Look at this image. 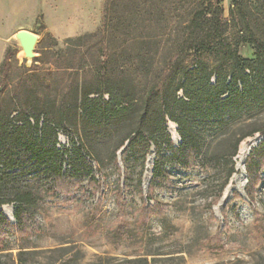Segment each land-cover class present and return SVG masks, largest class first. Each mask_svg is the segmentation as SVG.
Segmentation results:
<instances>
[{
  "label": "rangeland",
  "instance_id": "rangeland-1",
  "mask_svg": "<svg viewBox=\"0 0 264 264\" xmlns=\"http://www.w3.org/2000/svg\"><path fill=\"white\" fill-rule=\"evenodd\" d=\"M197 2L0 0V66L6 52H11L2 111L9 113L18 107L54 119L65 110L58 148H70L71 141L83 144L88 151L86 160L98 168L101 182L92 190L86 181L78 188H63L58 196H49L43 206L32 210L33 230L25 233L23 240L27 250L34 251L26 256L27 264H51L62 253L52 251L58 247L66 248L65 264H133L130 260L146 253H160L155 264H245L256 254L264 256V161L250 197L244 167L248 155L238 169L236 154L232 158L236 171L220 198L213 201L235 139L250 129L264 128V102L231 119L197 117L202 143L198 161L188 170L167 162L169 183L154 189L153 199L147 197L154 146L149 141L148 152L145 140L157 135L155 123L162 100L173 101L182 95L178 84L185 56H179L171 67L162 89L153 96L148 90L165 73ZM216 2L228 19L223 31L236 56L256 66L259 55L264 65V0H240L233 18V0ZM14 6L18 9L12 15ZM12 19L16 23L10 27ZM22 29L37 35L35 63L48 75L25 94L15 96L17 79L24 67L33 63V58L20 56L15 34ZM254 40L263 47L257 48ZM94 90H100L105 101L110 93L119 95L117 105L125 109L92 119L72 107L82 104L84 95ZM88 96L100 98L94 93ZM176 128L174 122L167 121L166 131L175 146L180 144ZM139 130L143 140L137 139ZM127 135L137 139L135 144L124 151L127 140L118 149ZM116 149L115 162L111 154ZM161 149L168 155L163 146ZM210 156L216 160L214 164L206 162ZM149 159L151 169L146 178ZM155 201L159 206L155 207ZM13 209V204L0 206L11 222H15ZM19 243L17 237L6 240L13 256Z\"/></svg>",
  "mask_w": 264,
  "mask_h": 264
},
{
  "label": "trees",
  "instance_id": "trees-1",
  "mask_svg": "<svg viewBox=\"0 0 264 264\" xmlns=\"http://www.w3.org/2000/svg\"><path fill=\"white\" fill-rule=\"evenodd\" d=\"M239 7L240 0H233V8L230 10L232 18L234 11ZM101 19L104 25L106 15H102ZM227 21L216 0H198L185 24L182 41L176 53L167 62L165 73L156 78L148 90V95L153 96L157 90L162 89L171 67L179 56H185L182 63L186 64L182 67L178 84L182 95L173 101L162 100L159 121L155 123L157 135L151 134L145 140L148 152L149 141L154 146L148 199H153L154 189L165 187L169 183L170 174L165 168L167 162L177 168L188 170L198 161L202 154V143L196 128L197 117L210 120L228 116L231 119L252 111L264 102V65L260 62L259 55L256 58V66L252 65L253 61L236 56V49L231 48L224 35L223 25ZM254 43L257 48L263 47L257 40H254ZM10 54V51L6 52L0 66V206L14 205L15 222L9 221L0 212V264H27L26 256L34 251L27 250L28 247L23 244V240L25 233L33 230L32 210L43 206L49 196H58L63 188L68 190L72 187L78 188L86 181L92 190L100 186L101 182L97 178L98 168L86 160L88 151L83 144L71 141L70 148H58L57 133L64 131L65 110H60L59 116L54 119L45 116L41 111L27 112L18 107L9 113L2 111L7 76L11 67ZM210 60L214 61L211 66ZM36 61L38 58L34 57L31 67H24L15 84V96L19 93L25 94L34 87L37 80L47 79L48 74L35 63ZM90 93L99 94L100 98H90L88 96ZM101 96L100 90L88 92L84 95L82 104H73L72 107L75 110L81 109L92 119L112 116L125 109L117 105L121 101L119 95L110 93L107 101L102 100ZM11 112H14L13 116H10ZM168 120L176 124V132L180 138V144L177 146L173 145L166 131ZM255 133H259L263 138L252 148L244 165L249 184L246 191L250 197L252 196L251 187L259 182L260 165L264 161V128L250 129L235 139L214 202L220 198L230 177L236 171L232 158L237 154L239 143ZM137 136L138 140H143V131L139 130ZM137 139L127 135L118 149L127 140L124 151L130 149ZM162 146L168 155L163 154ZM116 151L117 149L111 154L115 162ZM214 161L216 162L213 156H210L206 162L214 164ZM211 167L214 168V165L211 164ZM28 173L32 174L24 179L23 176ZM155 203V207L159 206L156 201ZM11 237L20 240L15 256L8 251L10 249L6 244V240ZM198 242L194 245H198ZM52 251L62 253L53 259L51 264L67 262L66 248L58 247ZM156 255L160 253H146L133 258L130 262L155 264L158 261ZM245 264H264V256L256 254Z\"/></svg>",
  "mask_w": 264,
  "mask_h": 264
},
{
  "label": "water",
  "instance_id": "water-1",
  "mask_svg": "<svg viewBox=\"0 0 264 264\" xmlns=\"http://www.w3.org/2000/svg\"><path fill=\"white\" fill-rule=\"evenodd\" d=\"M16 38L19 41L20 47L24 52L25 58H34V49L37 42V35L28 30L22 29L16 32ZM263 136L258 135V138L255 141V144L262 140ZM151 156L154 155V152L151 150ZM153 162V161H152Z\"/></svg>",
  "mask_w": 264,
  "mask_h": 264
},
{
  "label": "bare ground",
  "instance_id": "bare-ground-1",
  "mask_svg": "<svg viewBox=\"0 0 264 264\" xmlns=\"http://www.w3.org/2000/svg\"><path fill=\"white\" fill-rule=\"evenodd\" d=\"M20 56H22V57L24 56V58H25V55H24V52H23L22 49H21ZM26 59L28 60L29 58H26ZM171 130H173V128H171ZM257 138H258V136H256L253 139H249L248 141H243V142L240 143L239 149H238V152H237V155H236V161H237L238 169H242L243 162H244L246 156L248 155L249 151L251 150V148L254 146L255 141H256ZM150 169H151V160L149 159V161L147 163L146 178L149 177Z\"/></svg>",
  "mask_w": 264,
  "mask_h": 264
},
{
  "label": "crops",
  "instance_id": "crops-1",
  "mask_svg": "<svg viewBox=\"0 0 264 264\" xmlns=\"http://www.w3.org/2000/svg\"><path fill=\"white\" fill-rule=\"evenodd\" d=\"M13 8H14V12H12L11 14H12V15H15V14H13V13H16L15 10L18 9V6H14ZM14 23H16V19H15V21H14V19L10 20V22H9L10 25H9V26L11 27ZM9 26H8V27H9Z\"/></svg>",
  "mask_w": 264,
  "mask_h": 264
},
{
  "label": "built area",
  "instance_id": "built-area-1",
  "mask_svg": "<svg viewBox=\"0 0 264 264\" xmlns=\"http://www.w3.org/2000/svg\"><path fill=\"white\" fill-rule=\"evenodd\" d=\"M57 136H58L59 141H60V137H62V136H61V134L59 132L57 133Z\"/></svg>",
  "mask_w": 264,
  "mask_h": 264
}]
</instances>
